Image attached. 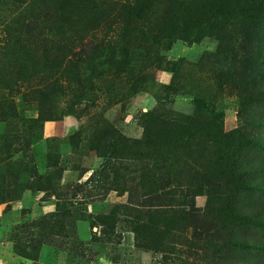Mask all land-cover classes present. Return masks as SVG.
I'll list each match as a JSON object with an SVG mask.
<instances>
[{
    "label": "rangeland",
    "instance_id": "374dc122",
    "mask_svg": "<svg viewBox=\"0 0 264 264\" xmlns=\"http://www.w3.org/2000/svg\"><path fill=\"white\" fill-rule=\"evenodd\" d=\"M32 1L0 0V202L55 209L5 231L17 264H264V0H181L206 19L170 41Z\"/></svg>",
    "mask_w": 264,
    "mask_h": 264
},
{
    "label": "trees",
    "instance_id": "16d2710c",
    "mask_svg": "<svg viewBox=\"0 0 264 264\" xmlns=\"http://www.w3.org/2000/svg\"><path fill=\"white\" fill-rule=\"evenodd\" d=\"M37 0H33L32 2H36ZM56 3L58 11V15L61 18V21L64 22V15L65 13L69 12V8H75V6H83V5H92L96 9V7L104 8V7H110L114 11V15L117 16L118 20L125 21L127 24L131 25L133 28L137 29V23L139 21H153L154 19H157L160 21L159 29L164 38L166 40L174 38L176 35H178L180 31V27L176 26L174 23V20H177L180 17L186 18L189 21H194L196 19L198 20H205L204 18V11L207 9L205 7L206 2H201L200 7L196 8L195 11H192V9L188 10L186 13V9L182 12H177L179 10H182L183 8L180 6L181 0H50ZM33 7L34 4L30 3ZM164 7V8H163ZM106 9V8H105ZM108 12L104 11L101 15L102 17H105ZM203 17V18H202ZM59 28H63V24L61 22L58 23ZM159 36L158 34L156 37ZM170 41V40H169ZM122 46L120 47L117 45V43H113L109 40H101L100 42H97L94 50L99 52L101 54L102 61L104 63H107L109 67H111L112 61L115 59V55L121 50ZM121 63L119 62L118 65ZM114 66V65H113ZM118 67V66H117ZM123 67V66H120ZM97 132L100 134L104 133L105 135L108 134L110 137L109 142H111L115 138L116 130L113 127H107L103 128L101 126L97 127ZM107 136V135H106ZM112 145V144H110ZM232 159H237L232 158ZM237 170V171H236ZM239 172L244 174L243 171H241V166L233 169L232 167H228L227 169V176L230 174L231 180H236L239 178ZM169 185V184H167ZM240 185L244 188L252 189V186L249 182H245L244 180H241ZM232 198H227L228 200V209L231 210L233 208L232 204ZM24 234L17 237L18 239L23 241ZM26 243H29L28 236L26 235L25 241ZM29 247V246H28ZM20 248H18V251ZM20 254L26 257L28 256V252L20 251Z\"/></svg>",
    "mask_w": 264,
    "mask_h": 264
},
{
    "label": "crops",
    "instance_id": "0c3cea01",
    "mask_svg": "<svg viewBox=\"0 0 264 264\" xmlns=\"http://www.w3.org/2000/svg\"><path fill=\"white\" fill-rule=\"evenodd\" d=\"M47 134L52 133V126L46 125ZM30 207L29 214L39 216L55 209V202L40 200L30 190H26L18 199L0 202V264H17L18 258L13 252L12 243L4 236L10 224L19 222L23 217V210ZM27 209V208H26Z\"/></svg>",
    "mask_w": 264,
    "mask_h": 264
}]
</instances>
